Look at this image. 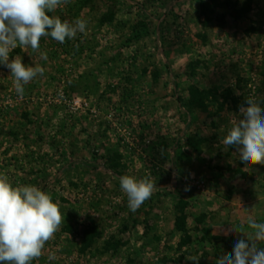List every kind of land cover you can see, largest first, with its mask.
I'll list each match as a JSON object with an SVG mask.
<instances>
[{"label":"rangeland","instance_id":"obj_1","mask_svg":"<svg viewBox=\"0 0 264 264\" xmlns=\"http://www.w3.org/2000/svg\"><path fill=\"white\" fill-rule=\"evenodd\" d=\"M47 14L86 20V34L12 50L45 70L22 98L0 65V176L50 194L62 215L30 264L233 252L231 226L264 222V165L221 143L246 97L264 107V0H70ZM123 175L156 183L135 212Z\"/></svg>","mask_w":264,"mask_h":264},{"label":"clouds","instance_id":"obj_2","mask_svg":"<svg viewBox=\"0 0 264 264\" xmlns=\"http://www.w3.org/2000/svg\"><path fill=\"white\" fill-rule=\"evenodd\" d=\"M70 0H0V65L10 70L15 92L22 98L25 85L44 74V68L25 65L21 56L10 59L18 46L39 52L42 37L59 43L74 39L77 33L86 34L87 21H62L55 12ZM47 59L45 52H40ZM221 143L227 149L236 146L245 168L264 165V107L253 96L245 98L239 112L233 113ZM223 131V129H222ZM179 178L178 176L176 177ZM121 190L126 194L128 208L135 212L153 195L156 183L150 177H119ZM189 190L185 187V191ZM62 223V215L50 194L33 185L13 187L7 176H0V264H30L41 256L47 241L53 238ZM241 238L233 252L221 255L216 264H264V222L248 215L239 225L231 226ZM51 261L54 256H49ZM200 256L190 260L198 264Z\"/></svg>","mask_w":264,"mask_h":264},{"label":"trees","instance_id":"obj_3","mask_svg":"<svg viewBox=\"0 0 264 264\" xmlns=\"http://www.w3.org/2000/svg\"><path fill=\"white\" fill-rule=\"evenodd\" d=\"M205 239H207V238H205ZM217 241H219V240H217Z\"/></svg>","mask_w":264,"mask_h":264}]
</instances>
